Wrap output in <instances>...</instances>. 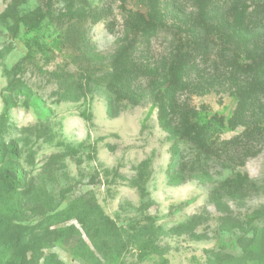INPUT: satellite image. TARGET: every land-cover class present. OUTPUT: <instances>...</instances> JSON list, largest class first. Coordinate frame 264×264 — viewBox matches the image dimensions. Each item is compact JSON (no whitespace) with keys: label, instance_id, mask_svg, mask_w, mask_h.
<instances>
[{"label":"rangeland","instance_id":"374dc122","mask_svg":"<svg viewBox=\"0 0 264 264\" xmlns=\"http://www.w3.org/2000/svg\"><path fill=\"white\" fill-rule=\"evenodd\" d=\"M8 1L0 0V11ZM86 1L99 14L96 23L88 21L82 26L90 47L87 56L74 61L80 51L70 42L52 47L53 40L67 25L61 28L46 23L38 37L50 47L47 55L36 54L20 73L34 94L51 109L48 123L39 122L34 108L18 107L9 115L12 124L9 135L18 140L20 162L27 177L33 179L35 190L46 194V208L55 213L74 199L92 196L107 216L118 226L127 228L142 217L139 209L142 200L130 181L137 165L148 158L151 175L146 189L152 205L145 213L155 217L163 233L158 240L161 254L149 255L138 264H161L164 260L166 264H264V250L262 254L242 257L238 263L225 257L240 256L242 252L238 238L245 233L237 225L231 227L234 218L241 226V221L264 205V71L248 75L238 73L237 68V63L249 62L244 61L245 56L264 57L263 0H245L242 17L239 10L233 17L230 6L223 0L213 1L204 9L200 0H156L164 26L148 39L127 26L129 11L147 9L140 0ZM35 3L36 0H31L28 6ZM23 31L20 28L14 37L0 23V113L5 95L2 89L7 83L4 70L24 56L25 40L32 37ZM132 38L135 39L132 57L151 71L154 78L164 75L182 44V53H188L184 62L190 84L183 95L206 119L213 114L223 119L231 117L240 104L235 97L237 90L251 84L256 87L252 96L255 106L247 111V120L234 127H229L226 121L219 124L211 120L207 136L210 156L201 164L208 172L201 175L205 177L196 179L183 174L184 180L169 182L167 169L172 159L175 167L181 162L189 163L196 151L188 142L174 143L176 139H169L159 126L157 110L147 88V74L137 84L141 86L140 103L113 117L107 114L105 92L99 85H93L84 98L57 101V82L47 72L68 64L67 67L76 70L88 66L101 75L110 57ZM233 139L234 143L230 144ZM66 145L74 148L71 154H66ZM234 172L246 174L252 186L246 188V193L225 198L226 212L233 218L228 223L230 228L225 230L220 228L224 213L216 210L209 193ZM194 214H202V218L193 233L171 230ZM70 224L78 227L72 219L56 226ZM82 237L87 241L84 234ZM43 253L54 255L63 264H84L62 241H48ZM119 262H137L134 246L123 250Z\"/></svg>","mask_w":264,"mask_h":264},{"label":"trees","instance_id":"16d2710c","mask_svg":"<svg viewBox=\"0 0 264 264\" xmlns=\"http://www.w3.org/2000/svg\"><path fill=\"white\" fill-rule=\"evenodd\" d=\"M30 1L9 0L0 11V23L8 28L12 36H17L20 28L24 29L25 34H32L31 39L25 40L24 56L11 68L4 70L7 83L2 89L5 95L2 96L3 109L0 113V264H63L56 260L54 255H44L43 246L50 240L62 241L71 247L74 256L84 264H102L103 261L123 264L119 259L128 246H134L136 252L137 262L132 264H138L152 254L160 255L158 240L163 233L162 226L156 224L154 216L145 213L152 205L146 189L151 175L148 158L137 165L135 176L130 181L142 200L139 206L142 217L131 222L127 228L118 226L107 216L92 196L91 199H74L64 209L50 212L51 210L46 208V194L42 190H35L33 179L27 177L20 162L21 148L18 140L9 135L12 129L10 112L18 107L34 108L39 122L47 124L51 109L34 94L31 87L20 77V73L24 70L25 63L33 61L36 54L47 55L50 47L38 37L44 24L54 23L61 28L67 25V29L59 32L53 40L52 47L70 42L76 51H80L74 60L77 61L81 57L84 59L87 56L86 51H90L83 24L88 21L96 23L99 20L98 12L92 9L86 0H36L35 5L29 7ZM213 1L219 0H200L201 9ZM223 1L230 6L233 17L238 15V10L240 16L246 11L245 0ZM140 3L147 9L129 11L127 26L133 33L140 31L148 39L154 31L164 26L162 11L156 0H140ZM206 30L209 31L207 27ZM134 40L128 39L117 49L101 75L88 66L76 70L67 67L68 64L47 72L57 82V101H76L84 98L90 93L93 85H99L105 92L107 114L113 117L126 107H135L140 103L138 89L141 86L137 84L140 78L147 74V88L152 105L157 110L159 126L168 133L169 139H176L174 143L188 142L196 151L195 158L189 163L181 162L175 167V161L172 159L167 169L169 182L184 180L183 174L189 175V178L201 179L205 177L201 176L202 174L208 175L201 164L206 163V158L210 156L208 149L211 145L207 136L211 120L215 119L219 124L226 121L229 127L247 120V111L255 106L252 96L256 87L251 84L237 90L235 97L239 99L240 104L231 117L223 119L213 114L206 119L183 95L190 84L184 62L188 53H182V44H179L173 61L166 66L164 75L154 78L151 71L141 67L132 57ZM243 59L249 62L237 63L238 73L249 75L264 71V57L245 56ZM247 99L251 101L248 102ZM46 127L48 128L47 125ZM233 143L234 139L230 141V144ZM65 149L66 154L74 151L70 145H66ZM250 183L246 174L234 172L210 191V202L217 211L224 213L220 217L221 229L228 230V223L233 221L226 212L228 205L225 198L232 199L238 194L246 193V188L252 186ZM30 201H33V205H29ZM202 214L192 215L171 230L176 233H193L194 228L201 224ZM69 219L74 220L78 227L73 224L56 226L57 223ZM237 221L234 218L231 227L237 225L245 234L250 233V236L244 234L238 238L242 251L240 256L225 257L238 263L242 257L262 254L261 251L264 250V205L255 209L244 222L241 221V226ZM161 264H166V261Z\"/></svg>","mask_w":264,"mask_h":264}]
</instances>
